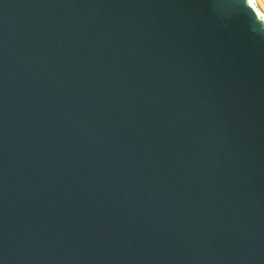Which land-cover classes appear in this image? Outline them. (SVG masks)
Returning a JSON list of instances; mask_svg holds the SVG:
<instances>
[{
    "label": "water",
    "instance_id": "obj_1",
    "mask_svg": "<svg viewBox=\"0 0 264 264\" xmlns=\"http://www.w3.org/2000/svg\"><path fill=\"white\" fill-rule=\"evenodd\" d=\"M0 264H264L256 0H0Z\"/></svg>",
    "mask_w": 264,
    "mask_h": 264
},
{
    "label": "bare ground",
    "instance_id": "obj_2",
    "mask_svg": "<svg viewBox=\"0 0 264 264\" xmlns=\"http://www.w3.org/2000/svg\"><path fill=\"white\" fill-rule=\"evenodd\" d=\"M256 1L258 2L260 8H261L262 11L264 12V5H263L262 1H261V0H256Z\"/></svg>",
    "mask_w": 264,
    "mask_h": 264
},
{
    "label": "rangeland",
    "instance_id": "obj_3",
    "mask_svg": "<svg viewBox=\"0 0 264 264\" xmlns=\"http://www.w3.org/2000/svg\"><path fill=\"white\" fill-rule=\"evenodd\" d=\"M261 1H262L263 5H264V0H261Z\"/></svg>",
    "mask_w": 264,
    "mask_h": 264
}]
</instances>
